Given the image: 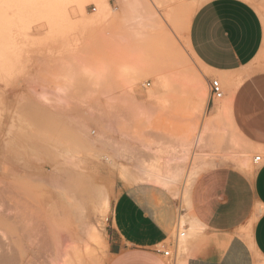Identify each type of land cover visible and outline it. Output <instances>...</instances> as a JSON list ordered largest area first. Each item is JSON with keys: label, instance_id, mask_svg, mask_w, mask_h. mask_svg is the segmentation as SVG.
<instances>
[{"label": "rangeland", "instance_id": "obj_1", "mask_svg": "<svg viewBox=\"0 0 264 264\" xmlns=\"http://www.w3.org/2000/svg\"><path fill=\"white\" fill-rule=\"evenodd\" d=\"M246 1L264 23V0ZM40 2L0 0V264H107L111 206L139 184L167 193L188 235L199 176L262 156L224 99L207 110L220 80L187 45L204 0H67L51 21ZM187 238L168 239L171 264Z\"/></svg>", "mask_w": 264, "mask_h": 264}, {"label": "crops", "instance_id": "obj_2", "mask_svg": "<svg viewBox=\"0 0 264 264\" xmlns=\"http://www.w3.org/2000/svg\"><path fill=\"white\" fill-rule=\"evenodd\" d=\"M188 42L220 80L234 131L262 161L247 172L214 167L199 176L191 200L197 230L186 239L185 264H264V23L243 0H204L190 20ZM220 104L211 96L207 110L214 114ZM177 220L160 187L121 191L107 220V264H171L159 251L171 248Z\"/></svg>", "mask_w": 264, "mask_h": 264}, {"label": "bare ground", "instance_id": "obj_3", "mask_svg": "<svg viewBox=\"0 0 264 264\" xmlns=\"http://www.w3.org/2000/svg\"><path fill=\"white\" fill-rule=\"evenodd\" d=\"M8 1H10V0H8ZM65 1H67V0H54V2H53V0H43V2H40V4H41V7H42V9H45L46 11H47V18H45V20H47V21H51V16H52V14L54 13V12H56L58 15H59V13L62 15V13H61V11H62V9H63V7L65 6ZM83 1L84 0H75V2H76V7H79V8H81L82 7V4H83ZM88 1V0H87ZM92 1V0H91ZM97 1H99V0H97ZM243 1H245V2H247L246 0H243ZM32 2H33V0H17V4H16V9L18 10H31L32 8H33V4H32ZM90 2V1H89ZM38 3V2H37ZM85 3V2H84ZM95 3V2H94ZM36 5V4H35ZM134 6V5H133ZM13 7V6H12ZM35 7V6H34ZM4 8H5V6H1L0 7V9L1 10H4ZM169 8V7H168ZM39 9V8H38ZM35 10V9H34ZM44 10V11H45ZM197 10V9H196ZM38 11V10H37ZM43 13V12H42ZM41 13V14H42ZM195 13V12H194ZM60 16V15H59ZM58 16V17H59ZM44 17H45V15H44ZM53 18H55V17H53ZM56 20V19H55ZM190 23V22H189ZM37 27V26H36ZM188 41V40H187ZM187 45H188V47L190 48V46H189V42H187ZM191 51V50H190ZM194 58H195V56H194ZM158 85V84H157ZM203 100V99H202ZM206 104H207V101H205L204 102V104H203V106H204V110H205V108H206ZM199 135H198V139H199ZM197 139V140H198ZM196 143H198V142H196ZM195 143V144H196ZM180 214L178 213V220H177V227H176V232H175V235H176V240H177V242L179 241V242H182V241H185V238L186 237H189V235L190 234H192V233H194L196 230H197V226L196 225H190V226H187V231H188V235H186L185 234V232H183V229H186V228H184L185 227V222H184V220H182L180 217L181 216H179ZM103 219V218H102ZM114 223V222H113ZM112 223V224H113ZM101 225V224H100ZM189 227V228H188ZM187 233V232H186ZM93 234V233H92ZM98 234H100V233H98ZM178 234H182V236L181 235H179V236H177ZM100 237V236H99ZM96 238V234H94V237H92V239H93V241H94V239ZM178 242V243H179Z\"/></svg>", "mask_w": 264, "mask_h": 264}, {"label": "built area", "instance_id": "obj_4", "mask_svg": "<svg viewBox=\"0 0 264 264\" xmlns=\"http://www.w3.org/2000/svg\"><path fill=\"white\" fill-rule=\"evenodd\" d=\"M209 87H210V93H211L213 99H216V100L222 99L223 89H222V85L219 81L212 80L209 84ZM261 161H262L261 156H256L253 159V163H255V164H259V163H261ZM179 235L182 236V234H178L177 236H179ZM159 253H161L166 258H170V256H171L169 249L163 248L159 251Z\"/></svg>", "mask_w": 264, "mask_h": 264}, {"label": "snow or ice", "instance_id": "obj_5", "mask_svg": "<svg viewBox=\"0 0 264 264\" xmlns=\"http://www.w3.org/2000/svg\"><path fill=\"white\" fill-rule=\"evenodd\" d=\"M193 27H195V25Z\"/></svg>", "mask_w": 264, "mask_h": 264}]
</instances>
